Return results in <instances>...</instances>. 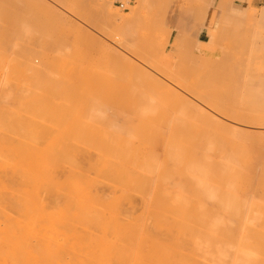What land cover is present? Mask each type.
<instances>
[{"label": "rangeland", "instance_id": "374dc122", "mask_svg": "<svg viewBox=\"0 0 264 264\" xmlns=\"http://www.w3.org/2000/svg\"><path fill=\"white\" fill-rule=\"evenodd\" d=\"M84 1L85 0H65V1L64 0H0V67H1L0 68V107L2 109L6 108L10 111H13L14 109V111L21 113L22 116L23 114L25 116L26 114H28L24 119H28V118L31 119L37 116V118L36 117L34 118V121H37V123L31 124L29 122V124L37 129V132H34L35 137L37 134L38 135L41 134L40 138L44 136L43 139L41 138V140L44 142H42L39 136L37 135L38 141L37 140L34 141L35 143L37 141L36 144H39L38 142L40 143L42 142L40 145L58 144L61 145L60 147H62V145L67 146L68 150H70L71 148L73 157L75 155L76 157L78 156L80 162H82L81 168L83 167L85 168L86 166L88 167L90 163L89 161L92 162L91 163L92 167L94 164L98 163L100 170L98 168L97 169L99 170L100 174L98 173V171L97 174L96 171H94L96 169L95 166L97 165L94 166V170L91 171V174L94 173L98 177L95 178L94 174H92L93 175L92 178L94 177V179L96 180L99 179L101 180V184H102V186L100 185L101 189H104L106 187L105 190H107V194H106L107 197L105 198V200H108L109 198L108 194L112 190L114 192L115 190L119 191L120 189L119 186L121 187V185H119L116 188L115 185H113L114 182H112L113 184L111 182H108L111 181L110 178L108 179V177L114 179L112 175L115 176V178L116 177L121 178L122 176L125 177L124 176L125 172L127 176H129L130 174L132 177V182H131L132 187L130 186L131 189L129 188L128 191H127L128 187L127 188L125 187L126 190L123 187H121V189L124 192L123 197L129 194L130 196H127L126 199L131 198L130 200L132 201L130 202L128 199L126 200L124 198L125 200L124 204L127 203L128 201L129 203H133L135 205L132 206L133 207L132 211L134 212V213L132 212L133 215L131 214L132 218H136L137 216L136 214L142 212L140 208L142 207L141 201H137V200H142L140 199L142 198L141 197L142 193L146 192L147 195L150 194V197L153 195L152 197L155 196L156 197L155 199H157L156 195L157 194L159 195V192H161V190H162L161 196H164L163 189L171 188L173 184L177 182V175L179 172L176 173V175L171 174L172 175L171 177V175L169 176L168 170L170 167L172 168L175 167L176 164H179L177 165L178 168H176V170L178 169L179 171L181 156L179 157L178 154L181 152L175 151V157H173L174 152L172 151L173 153H171L169 151L172 150L171 149L172 147L174 148L177 147L176 149H178V146L177 145L174 146V144H176L175 142L176 139L178 138L177 137L179 135L178 133H180L181 131L183 132L185 128L186 131L190 129L195 130V133H193V131L191 132L192 134H195V138L191 136V140H193V138L195 140V142H193L195 143L193 144L195 146L191 147V145H189L190 149L193 151L192 153H194L195 151V155L192 154L193 158L194 156H196L198 160L200 159L199 156H201L202 154H204L205 156L207 154L206 157H208L209 160L206 157H204V159L206 158L207 160L206 159L205 160L207 162L210 161V164L229 163L230 166L233 165V167H228V165H225V167L226 169L234 168L236 170L234 175H236V173L238 172L237 174L240 175V177L242 178L241 179L238 177L240 179L238 181H241L239 186L241 187L242 185L241 188L242 192H240L239 189L240 192L239 193L238 188L235 187V189L237 188V192L239 193L238 195L243 193L242 195H244L247 198L261 197L263 199L261 194H263L262 191H264V129L259 127L254 128L253 126L254 124L259 125V123L264 124L262 123L264 122V82H260L259 84H256L254 87H252L253 89L259 91L262 94V98L260 97V101H259L260 104L258 108L260 110V115L258 116V118L256 117L254 121H249L248 119H252L255 117L253 116L252 113L253 110H250L251 113L250 112L249 113L251 114L250 116L251 118L246 117L245 119V117L244 118L239 117L241 121L244 119L243 122L247 124L244 126L239 123H235L231 121L228 122V120H224L225 118H222V116H219L217 114L214 115L215 113H213V111H210L208 108L205 109L207 107V104L205 106L204 105L202 106L204 102H200V103L198 102L200 101L199 95L200 94L202 95V93L203 94L206 93L205 91L207 90L208 91L214 90L215 88L218 87L217 83L220 82V84H223L221 82L224 81L223 86L225 84L226 86L227 85L230 86L231 82L229 83V81L228 82L226 81L227 73L225 74V72L228 71L226 68H229L226 66H228V64L230 65L233 63L232 65L238 67L237 69H239V67L242 68V64L243 67L246 65L247 62L245 61L247 60L243 58L246 56L245 55L247 51L246 49L248 50L249 48L251 50L254 49L252 47L253 45L251 47L248 46L249 44L251 45V43L248 42L254 41L253 44H255L254 46L256 47L262 46V44L259 45L261 40L258 39H262L261 37L262 34L264 37V32H263L264 30H259L260 32L262 31V33L257 32L255 33L256 36L252 34L253 38L254 37L257 38L256 40H253L250 34L247 35L241 33V31L243 30L241 25H243V22L245 21H243L242 24L240 25L238 24L237 20H235V16L262 14L264 12L262 8L264 7H261L260 6L261 4L259 2H264V0H97V3L95 2L93 3L91 2V0L88 1L86 0L85 2ZM250 3L252 6H250ZM120 4L123 6L122 8H120L119 6ZM101 6H103V11L100 10L102 9L100 8ZM104 7L106 8L107 11H104L105 10ZM129 9L131 10L128 11ZM77 13L80 14L78 15ZM80 15H84V16H80ZM117 15L119 16L121 15V17L124 18L130 16L128 20L129 22L124 25L119 24ZM171 23H175V24L172 25ZM154 24L155 25L157 24L159 28L153 30L155 26L152 25ZM164 24L167 25L165 29L168 27V25H172V28L175 25V29L177 27L179 28L177 29L178 31L176 32L178 33L177 39L181 37L180 35L184 36L183 34L186 32V29L189 31L188 33H186L188 35L186 36L185 34V36L186 38L189 39V41L193 42V44L195 42L194 45L192 44L195 49V53L192 54L195 56V58L192 56V54H190V51L185 50V48L184 49L181 48L182 46H180V44L178 43L179 41L173 42V37L175 34L170 36L169 31L171 29L163 32L161 28L164 29L165 26ZM183 24L185 25V27L183 26ZM183 29L185 31L182 33ZM145 32H147V35L149 32L151 35L153 33L152 37H150L151 35L147 36ZM144 35L147 36L145 39H144L145 37ZM244 35L247 36V39ZM240 36H242L241 40H240ZM181 38H180V42L182 43ZM242 39H246L247 41ZM187 42L188 41H186V43ZM160 43L161 45L163 44L165 47L161 46ZM177 43L179 44L177 46H180V49L182 50H180L178 47L176 48L175 45ZM191 47L190 49L192 50L193 48ZM175 48L176 50H174ZM177 49L179 53L176 52ZM186 49L188 48L186 47ZM214 50L216 51L214 57L217 55V53L218 56L221 57L222 54L220 55V52L222 51L223 54L225 53L227 54V57L226 54L222 56L223 60L224 59L227 60L230 58L228 61H220L219 58H218L219 60H217V56L214 59L215 61L216 60L218 62L220 61L218 65L220 64L221 65L219 67L221 66L224 67V65H226L224 67L225 68L224 73H222L225 75H222L220 73L221 69L223 70V68L221 67L220 69H218L219 67H217V63H218L217 61H216L217 63L213 61L215 64L212 61H209V59L212 60L214 58L212 57L213 54H211V53H215ZM178 54L181 55L179 56ZM207 56H209L210 58L209 57L207 58ZM241 56H243L242 58L245 61L242 58L238 60L239 59L238 57ZM179 58H181L182 61ZM231 59L234 62H232ZM235 59L236 62L239 61V63L237 64L240 66H236L237 64L234 65ZM155 62L159 65H157ZM90 63L91 65H93V67L90 65ZM87 64L90 65L91 69L89 68V66L87 67ZM152 66L154 68H152ZM160 66L163 68H161ZM209 66L211 67L209 68ZM203 67H206L208 69L205 70ZM94 68H96V70ZM200 68H203L205 74H208V76H211V74L213 75L215 69H216L215 72H217L218 70L219 73L217 72V74L211 76L212 78L208 77L211 80L206 78L207 75L202 76L205 77L202 79L200 78L201 77L200 73L202 72L200 71L202 70ZM89 69L91 71H89ZM210 69L213 72H210ZM147 70L148 72L150 71L149 74H152V77L148 74ZM170 71L171 72L173 71L175 77L174 75L171 74ZM208 72L210 73V75ZM93 73H96L97 75H93ZM153 75H155L156 77ZM216 75L219 76L216 77ZM220 75L223 77L221 78ZM218 78L220 79L217 82ZM182 79L185 81L183 82ZM204 79L208 81H205ZM221 79H223V81H221ZM5 80L7 82H5ZM185 82L190 84L189 87L187 83L185 84ZM214 82L216 86L213 87L212 85L214 84ZM6 83L8 84V88H10V90L6 87L7 86ZM95 83L97 84L94 85ZM182 83L185 84L183 85V88L184 89L185 87L189 88V91L182 89ZM16 85L18 86V88L16 87ZM208 85L210 87H208ZM201 86L202 88L204 86V89H202ZM223 86L219 85L218 87L219 89L217 88L218 91L216 92V94L218 93L220 96L218 94L215 95V93L214 96H212V98L214 97L213 104L215 105V103L216 104L221 103L219 104V106L222 105V107L224 106L228 107L230 106L229 104L231 103L234 104L235 103L234 99H236L235 104H237V106L239 107L238 105V103L240 102V100H238L240 97L239 94L235 95L231 91H228L229 87L227 86L228 88L227 87L226 88L228 94L225 93L224 95H221L223 94V92L221 93L220 91L226 90V88H224L225 86L224 87ZM7 89L9 93L7 92ZM166 90L168 91L173 90L171 94L179 98V99L177 98L178 103L182 102L179 101L180 98L182 100H184L183 98H185V100H188L189 103L191 101L192 102L194 101L195 103L194 106L192 105V103L189 104L188 101L187 103H188V107L193 106L192 107L193 109L191 110L189 109V110L192 111V113L196 114V115L194 114L195 118L192 119L191 117H189V115H188L189 118L187 119L184 118L186 117L184 116V112L182 113V108H184L185 106L184 104H182L184 105L182 108L181 106H179L180 107L179 110L181 112L178 109H175L176 111L175 110L172 111L173 110L172 106L175 108L176 102L173 103L174 105L170 104L172 103L171 100L173 99V98L171 99L170 97L173 95H171ZM231 93L232 95H230ZM13 94H15L14 95L15 97H13ZM164 94H167V96H165ZM19 95L22 97H20ZM194 95H196L195 99H194ZM12 97L16 99H13ZM162 97L164 98V100ZM22 98L25 100H23ZM167 99L168 101H171L169 104H167L165 101ZM18 100L19 103H16L18 102ZM26 100H28L29 102ZM20 104L21 105L25 104V106L23 105L25 108ZM252 108H254V106H252ZM2 109H0V111ZM131 109L133 111V114H131L132 113ZM185 109L186 106L184 110ZM23 110L25 112L22 113L21 111ZM122 110L124 112H122ZM125 110H127V112H125ZM128 110L130 111V113L128 112ZM31 112L33 113L32 115ZM178 112H180L182 115L180 116ZM240 113L241 112L239 111V114ZM209 114L212 115L209 116ZM183 118L185 121L183 120ZM1 119H2V114L0 115V122ZM125 119L127 120V122ZM194 119H196L195 122ZM257 119L258 120L261 119L260 120L261 122L258 121ZM28 120H24V121L28 122ZM132 120H134V122ZM234 120H236V118H234ZM222 121L225 123H223ZM180 122H183L184 124ZM238 122H240V120ZM24 123L20 124L21 127L20 134L22 135H26L28 131L26 130L27 127L25 128L22 127L24 126ZM189 123H191V127L193 128L189 127L190 126ZM252 124L253 126H251ZM183 125L185 126V128ZM30 130L33 131L35 129H30ZM3 131H4L3 128L0 126V137L2 138V140L0 138L1 140L0 144L1 143L4 144L5 141H6L5 143H7L9 141L7 140V138L8 139L11 138L7 135L9 132L4 133ZM3 134H6L7 136L6 135L4 136ZM182 134L184 133H181V136L185 138V136ZM9 135H11V133H9ZM131 137L133 138L131 139ZM3 139L5 141H3ZM167 139L170 140V143L174 142L173 146L169 145ZM191 140H189V143ZM119 141L122 142L120 143ZM111 142L113 143V145ZM165 143L170 146V147L168 146V148L167 147L165 148L166 150L168 149L167 151L163 149V145L164 147L166 146ZM183 143L184 141H182L181 143L183 145L182 147H184ZM185 143L188 142L186 141ZM120 144H122V147L123 145L125 147L130 146L127 149H130L131 147L133 149H131L130 152L129 150L128 151L126 150L127 153H124L125 152L124 151L122 154L121 150H123V148L120 147L121 146ZM69 145L72 146L70 147ZM74 145L77 148L76 149L74 147L76 149L75 152L76 153L79 152L82 158L79 157L80 156L78 155L79 153L74 154L73 152ZM80 145H82V147ZM116 146L118 147V150L121 148L122 149L118 151L116 149L117 148ZM189 146L188 144L185 145V147H189ZM81 148L83 149V151L81 150ZM111 148L112 150L114 149L117 150L114 151V153L115 152L119 153L118 155L119 159L115 156L114 159L115 158L117 159L115 162L112 161L113 163L109 161L110 157H112V160H114L112 155L113 153L111 154L110 152ZM106 149L107 152L109 153L107 156L104 155L107 154V152L105 151ZM165 151L168 153H165ZM88 154L90 156H88ZM128 154L131 163H129L128 158H126ZM164 154L165 155L168 154L167 163L166 161L163 160V159L166 160V156ZM258 154L259 155L261 154L260 157L258 156ZM91 155L93 156L91 157ZM141 155H143L142 156L143 158L141 157ZM149 155L154 157V159L156 158L158 159V160L156 159L157 165H154L156 166V168L154 167L152 170L150 169L151 171L150 174L154 172L155 169L156 171L158 170L157 166L159 167L158 170L159 172L161 171L163 172L164 170H167L168 174L166 173L165 174L168 175L169 177L165 175L166 179H164L165 178L164 174L162 173L159 174V172L155 171V174L158 173L156 175L159 176L162 175L164 177V178L161 176L159 177L160 179L163 178V180L162 179L161 180L163 182L165 181L164 183H161V180L160 182L157 181L159 180V178L156 179L157 176L156 175H155L156 177L153 176L154 175L153 173H152L153 175L147 177L146 173L149 174V172H145V169L141 166V164L142 165L145 164V166L147 164L146 166L147 168L153 167L152 164H155V162L153 163L154 159L150 158ZM94 156L95 159H93ZM120 156L121 157L125 156V157L123 159ZM76 157L73 159V161L75 159L76 161L78 160V158ZM86 157H91L93 160L91 158L90 159L88 158V160H86L87 159ZM175 158H179V159L173 160ZM120 159L123 160V162L124 160L127 161L126 164L125 165L124 163L121 164V162L117 163V161H119ZM133 159L136 161L139 160L138 163L136 161L135 163ZM146 159H149L150 161L148 160L146 162L145 161ZM204 159H200L199 161L201 160L204 161ZM84 160L89 162V163L87 162L88 165L85 163L86 161ZM105 160H107L108 162L107 161L105 162ZM197 160L195 159L196 162H194L196 166L199 162V161L197 162ZM163 161L165 162L167 168L164 166ZM169 161L170 162L175 161L179 163L173 162L175 166H172L173 163L170 164ZM160 162L162 163L161 165H163L165 169L164 168H162L163 170L160 169V164H159ZM110 163H112L111 165H113V167L110 165ZM127 163L131 164L130 165L131 168L130 166L128 167ZM199 163H200L199 165L202 166L198 165L196 167L197 169L201 167V170L202 169L208 170L209 165L206 166L208 168H205V166H203L204 163L203 164L201 162ZM103 164L104 165L108 164L107 166L111 168H108ZM118 164L122 166V169H125L124 170L125 172H122L120 170L124 175L123 174L116 175L118 173H121L118 170L119 168L121 169V167H118ZM137 164H139V166ZM91 165L89 166L91 167ZM215 166L219 168L218 170L219 173L217 169H215L216 168ZM87 167L85 168L86 170ZM90 167H88V169H90ZM213 167H214L213 170L214 171L216 170L215 177L216 174L223 175V177L230 176L231 174L229 169H227L228 170L227 173L230 174L228 175L226 174V170H224L225 167L222 168L216 164H214ZM147 168L146 171L149 170ZM234 169H231V172L234 171ZM209 170L211 169L209 168ZM88 171L89 170H87V172ZM108 171L111 172L110 175H108L109 174ZM114 171H116L117 173H115ZM87 172L86 174L88 175V173L90 172L88 173ZM141 173L143 174L141 175ZM213 174L211 176H213ZM144 175H146V178H149L148 182H151V180L153 181V179H155L156 182L157 183L159 182L160 184L158 186L163 188L161 190L160 187L157 188L156 186L157 184L155 182L156 190L159 189L160 191L157 190L156 192L158 193H156L154 191L155 188H153L154 189L153 191L155 192V194H153V191L151 190L152 187L155 186L152 185L153 184L152 182L149 184L147 180L144 183L143 182L145 180ZM138 177L142 178L143 181L141 180L142 182H140L139 181L140 179L139 180L136 179V181L133 182V179ZM223 177L221 180H223ZM114 180L117 181V183L121 182L120 179H119L120 181L118 179H114ZM99 181H97L98 184ZM137 181H139L142 184L139 185V182L137 183ZM209 181L210 183H212L213 180H209ZM224 182H226L225 179ZM123 183H124L123 185L125 186V181ZM136 183L140 187L135 186L137 185ZM146 183L149 184V188L151 187L150 188L151 192L146 191V189L148 188V185ZM229 183H228V187H230ZM162 184H164V186ZM111 185H113V188ZM141 185L144 187H142ZM166 185L168 187H166ZM126 186H128V183ZM214 186L215 189L212 190V188H214L212 186V188L210 187L211 190L212 191L216 190V194L220 196L221 194L220 191H222V189H224L225 187L223 188L221 186L222 187L221 189L218 187L219 188L218 191L220 192L219 194L217 193L216 185ZM233 187L231 185V189ZM136 188L138 189V192H135ZM113 191L112 193L115 194ZM101 192L98 191L99 195L102 196ZM112 193L111 195H109L110 197H112ZM148 196L145 195L144 198L146 197L148 198ZM159 197L160 196H158V199ZM135 198L137 200H135ZM124 204L122 205L124 206ZM137 208H139L140 210ZM134 209L137 212H135ZM125 210H128V208ZM133 223L135 222L133 221Z\"/></svg>", "mask_w": 264, "mask_h": 264}, {"label": "bare ground", "instance_id": "6f19581e", "mask_svg": "<svg viewBox=\"0 0 264 264\" xmlns=\"http://www.w3.org/2000/svg\"><path fill=\"white\" fill-rule=\"evenodd\" d=\"M91 2L97 3V0H91ZM72 5H74V4H72ZM78 7H80V6H78ZM100 8H102L100 10L103 11V6H101ZM104 9H105L104 11H107L105 7H104ZM130 10L131 9H129L128 11H130ZM102 11H101V13H102ZM108 11H110V10H108ZM106 13H108V12H106ZM80 16H84V15H80ZM126 16H128V15H126ZM129 17L124 18V17H121V15L120 16L117 15L118 23L121 25L128 23ZM235 20H237L238 24H240V25L242 24L243 21H245V22H243V25H241V27L243 28V30H242L243 32L241 31V33H243V34H247V35L250 34L251 36H252V34H254L256 36L255 33L260 32L259 30H264V12L260 15H248V16L238 15V16H235ZM182 23H183V21H182ZM171 24L173 25L175 23H171ZM172 25H168L169 29L167 27L166 28L167 30L165 29V27L167 25L164 26L165 30L163 28H161V29L163 30V32L171 29L169 31L170 36L175 34L173 37V42L179 41L178 43L180 44V46H182L181 47L182 49L185 48V50L190 51V54H192V53L194 54L195 49H194L193 45L195 44V42L193 44V42L189 41V39L186 38V36L188 35L186 33H188L189 31L186 29V32L183 34L184 36L186 34V36L184 37V36L180 35L182 38L179 37V39H177L178 33H176V32L178 31L177 29H179V28L177 27L175 29V25L172 28ZM152 26L156 27V28L154 27L153 30L159 28V26L157 24L156 25L154 24ZM170 26H171V28H170ZM183 26L185 27L184 24H183ZM242 28H240V29H242ZM184 31L185 30L183 29L182 33ZM145 33L147 35V32H145ZM260 33H262V31ZM164 34H166V33H164ZM176 34H177V36H176ZM238 34H240V33H238ZM146 35H144L145 36L144 39L148 35H151V34L149 32L148 35L147 36ZM152 35H153V33H152ZM152 35L150 37H152ZM259 35H258V38H259ZM241 37L242 36H240V40H241ZM245 37L247 39V36H245ZM261 37H262V39H258V40L262 41V42L260 41V44H259V45L262 44V46L256 47V46H254L255 44H253L254 41L248 42V43H251V45L250 44L249 45L247 44V45L250 47L253 45L252 47L254 49H252V50L250 48H249V50L246 49L250 53L246 51L245 57H243V56L238 57L239 58L238 60H240V58H242V57L245 58V60H247V61H245L242 58L245 62H247L244 67L242 64V68L239 67V69H237L238 67L233 66L232 65L233 63L230 65L228 64V66L223 64L224 67L225 66L229 67V68H226L228 71L226 70L227 72H225V74L227 73L226 74L227 75L226 81L227 82L229 81V83L231 82L230 86L227 85L229 87L228 91H231L235 95L239 94V96H240L238 99V100H240V102H239L240 104L238 103L239 107L237 106V104H235L236 99H234L235 103L229 104L230 106H228V107H225V106L222 107V105L219 106V104H221V103H218V100H217L218 104L215 103L216 106L213 104L214 103V101H213L214 97L212 98V96H214V93H215V95H217L218 93L216 94V92L219 89L218 88L219 85L223 86V84H224L223 79H221V81H223L221 83H223V84H220V82L217 83L220 78H218V80L216 82L218 84L217 85L218 89L215 88L214 90H209V91L207 90V91H205L206 93H204V94L202 93V95L200 94L199 95L200 101L198 103L204 102V104L201 103L202 106L203 105L205 106L207 104V107L205 109L208 108L210 111H213V113H215L214 115L217 114L219 116H222V118H225L224 120H228V122L231 121V122L239 123L243 126L247 125V124H245L243 122L244 119L241 121V119H239V117L240 118L245 117V119H246V117L249 118L251 116L250 110H253L252 113H253V116H255V117L252 118L253 120L252 119H248V120L254 121L256 119V117L258 118V116L260 115V110L258 109L259 104H260L259 101H260V97L262 98V94L259 91L253 89L252 87H254L256 84H259L260 82H264V65H263L264 64V40H263L264 37H263V34ZM180 38H181L182 43L180 42ZM252 38H253V36H252ZM252 38H251V41H252ZM254 38H253V40L257 39V38H255V39ZM126 39H127V37H126ZM246 39H242V40H246ZM186 41H188V42L186 43ZM178 43L175 46H176V48L178 47L180 49V46H177V45H179ZM181 44H183V45H181ZM160 45H161V43H160ZM172 45H173V43H172ZM161 46H164V45L162 44ZM175 46H173V47H175ZM189 46L190 47L193 46V47H191L193 49L191 50ZM186 47L188 49H186ZM176 48L174 50H176ZM182 49H180V50H182ZM176 52H178V49ZM214 52L215 53H211V54H213L212 57H214V55L216 54L215 50H214ZM244 52H245V49H244ZM193 54H192V56L195 58V56ZM211 54H210V56H211ZM221 54L223 56L226 53L223 54L221 51L220 55ZM247 54H248V56H247ZM216 56H217V60L220 59V61H228L230 59V58L229 59L226 58L227 54L225 57L227 60H225V59L223 60L222 59L223 57L218 56V53ZM208 57L209 56H207V58ZM215 57L212 60L209 59V61L216 62L217 60L216 61L214 60ZM232 58H234V57H232ZM179 59H181V58H179ZM236 59H235L234 65L239 63V61L236 62ZM161 61H163V60H161ZM181 61H182V59H181ZM219 62L217 63V67H219L221 65V64L218 65ZM232 62H234V61L232 60ZM241 63H242V60H241ZM90 65H91V63H90ZM90 65L87 64V67L89 66V68H90ZM157 65H159V64H157ZM209 65H211V64H209ZM91 66L93 67V65H91ZM236 66H240V65L237 64ZM210 67L211 66H209V68ZM221 67H219L218 69H220ZM224 67H222L223 70L221 69L222 72L219 70L221 74L224 73V70H225ZM96 68H94V69L96 70ZM152 68H154V67L152 66ZM161 68H163V67H161ZM166 68H169V67H166ZM203 68L205 70L208 69L206 67H203ZM203 68H200V69H202V70H200V71H202L200 73L201 74L200 78H202V79L205 78V77H202L205 75H207L206 78H208V77L212 78L211 76L217 74V72H218V70H217V72H215L216 69L214 72L211 71V69L213 68L212 67L210 69V72H213L214 74L213 75L211 74V76H208V74H205V71L203 70ZM90 69H89V71H91ZM172 69H174V68H172ZM182 71H184V70H182ZM203 71H204V73H203ZM147 72H148V70H147ZM176 72H178V71H176ZM149 73H150V71L148 72V74ZM206 73H207V71H206ZM167 74H168V72H167ZM171 74L174 75V77H175V74L173 73V71L171 72ZM181 74H182V72H181ZM225 74H222V75H225ZM93 75H97V74L93 73ZM149 75L152 77V74H149ZM209 75H210V73H209ZM153 76H155V75H153ZM217 76H219V75H216V77ZM220 77L222 78L223 76L220 75ZM178 78H179V76H178ZM3 79H5V78H3ZM148 79H150V78H148ZM94 80H96V79H94ZM209 80H211V79H209ZM175 81H176V79H175ZM184 81L185 80H183V82ZM205 81H208V80H205ZM5 82H7V81L5 80ZM173 82H174V80H173ZM186 83L187 82H185V84ZM96 84L97 83H95L94 85H96ZM164 84H166V83H164ZM185 84L182 83V89H184L183 85H185ZM214 84H215V82H214ZM214 84L212 85L213 87L216 86V84L215 85ZM17 85H16V87L18 88ZM187 85L189 87L190 84L187 83ZM224 86H223L224 88L227 87L226 84ZM6 87L8 88V84ZM208 87H210V86L208 85ZM201 88H202V86H201ZM227 88H226V90L224 89L225 91H220L221 93L223 92V94H221V95H224L225 93L228 92ZM8 89L10 90V88H8ZM8 89H7V92H8ZM202 89H204V86ZM220 89H222V88H220ZM19 90H18V92H19ZM184 90L189 91V88L185 87ZM23 91H25V90H23ZM166 91L171 94L173 90L172 91L166 90ZM202 91H204V90H202ZM238 91H239V93H238ZM232 93L230 95H232ZM14 95L15 94H13V97H15ZM16 95H18V94H16ZM164 95L167 96V94H164ZM171 95H173V94H171ZM195 96L196 95H194V99H195ZM219 96H218V98H219ZM20 97H22V96H20ZM170 98L176 99V100L174 99V101H173V99L172 100L170 99L172 101V103H170L171 101H168L169 98L167 100H165L167 104L170 103L172 105H174L173 103L176 102L175 108L172 106V109H173L172 111H174L175 109L179 110L180 109L179 106H181V108H182L185 105L186 109L184 110L185 106H184V108H182V113L184 112V116H186L184 118H186V119L189 117H191L192 119L195 118L196 114L192 113V111H190L191 109H193L192 107L195 105L194 101L193 102L191 101L189 103V101L185 100V98H183L184 100H182L180 98L179 101H182V102L178 103L177 102V100L179 99L178 97H175L173 95ZM13 99H16V98H13ZM17 99H18V97H17ZM23 100H25V99H23ZM28 100H30V99H28ZM28 100H26V101H28ZM163 100H164V98H163ZM183 101H184V103H183ZM187 101L189 104L192 103L193 106L188 107ZM150 102H153V101H150ZM16 103H19V100ZM4 104H5V102H4ZM182 104H184V105H182ZM13 105H15V104H13ZM23 105L25 106V104H23ZM23 105H21V106H23ZM30 105H31V103H30ZM151 105H152V103H151ZM21 106H20V108H21ZM148 106H150V105H148ZM165 106H167V105H165ZM252 106H254V108H252ZM59 107H61V106H59ZM24 108H22V109H24ZM0 109H2V108L0 107ZM186 110L188 111V114H187ZM1 111H2V113H1ZM1 111H0V115L2 114V119L0 122V126L3 128L4 133H6V132L11 133V135H9V133L7 135L9 137H11L13 140L11 138L10 139L7 138V140H9V141L7 143H5L6 141L3 139V141H5L4 144H2V143L0 144V264H264V200H263L264 199V195H263L264 191H262L263 194H261V196L263 197V199L260 197L261 200L259 197L258 198L257 197L256 198H253V197L247 198L244 195H242L243 193L238 195L240 192H242L241 191L242 185H241V187L239 186L241 181H238V180H240L239 178H241V177H240V175L237 174L238 172L236 173L237 176L234 175L236 172V170L234 168H231V169H234V171H232L234 173H232L231 169H229V168H227V169L230 170L231 174L227 173L228 170L225 167V165H228V167H233V165L230 166L229 163H226V164L214 163V164L218 165L219 167H222V168L225 167L224 170H226V174L227 175L230 174V176H227V177L224 176L225 178L223 177V175H220V174H216V177H215V171L216 170L215 171L213 170L214 164L213 163L210 164V161H208V162L206 161L208 159V157H206L207 154L205 156H204V154L199 156L200 159H204V157H206L207 159L205 158L206 160L204 159V161H202V160L199 161L200 159L197 160L196 156H194V158H193L192 156L195 155V151H194V153H192L193 151L190 149L189 145H191V147L195 146V145H193V144H195V143H193V142H195V140H194L195 134L191 133L192 131H193V133H195V130L190 129V130L186 131V128L183 125L185 128L184 129L185 132H184V130H183V132L180 130L181 132L179 131L180 132V133H178L179 135L177 134L178 135L177 137L179 139L175 138L176 144H174V146L177 145L178 149H176L177 147L176 148L172 147L171 148L172 150L170 149L171 151H169V152H171V153L174 152L173 157H175V151L182 153V154L176 153L179 155V157L181 156L179 171H178V169L176 170V168H178L177 165H179V164H176V166L174 165V163H179V162H175V161L170 162L169 161L170 164L174 162L172 164V166H175V167H172V168L170 167L172 170L169 168L168 172H169V176L171 174L176 175V173H178V172L179 173L177 175V182L175 181L176 183H174L171 188H164L163 189L164 196H161L162 195L161 189L163 187L161 188L160 186H158V185H160L159 184L160 180L161 179L163 180L164 177L162 175H160L161 177H163L160 179L159 178L160 176L156 175L158 173L155 174L156 169L154 172H152L154 175L152 173L150 174V172H151L150 169L152 170L154 167L156 168V166H154V165H157L156 163H157L158 159L156 158L157 159L156 160V159H154V157L150 156L151 154L149 155L150 158L154 159V161L153 160H151V161H153V163L155 162V164H152L153 167H151V168H149V167L147 168L146 167L147 164L145 166V164L142 165L141 163H139L145 169V172H149V174L146 173L147 177H150V175H153V176L156 175L157 176L156 179L159 178V180H157L159 182L157 183L156 180L152 178L153 177L152 176L151 178L153 179V181L151 180V182L153 183L152 184L153 186H155L157 184L156 186H157V188L160 187L161 192H159V195L158 194L156 195L157 199H155L156 198L155 196L152 197L153 195L150 197V194H148L149 195L148 196L145 191L144 192L146 194L145 193L141 194L142 198H140V199H142V200H137L135 198V200L141 201L142 207H140V206H138V207L141 208L142 212H139V214L137 213L136 218H132V216H131V214L133 212L132 206L134 204L129 203L128 201H127V203L124 204V201H125L124 198L126 199V197L130 196V195L128 194V195L123 197L124 192L121 189V187H123L126 190V188L128 187L127 191L129 190L130 186L132 185L131 184L132 177L130 174H129V176L126 175V172L124 171L125 169H122V166H120L118 164V167H121V169L119 168L118 170L125 172V175L121 171H120L121 173H118L116 175L123 174L125 177H123L121 175L123 178L122 177L121 178H117V177L115 178V176L112 175V177H114V179H118V180L120 179L121 182L117 183V181H115L111 177H108V179L110 178V180H111L108 182H111V183L114 182V184L113 183L112 184L115 185L116 188L119 185H121V187L119 186V188H120L119 191L115 190V192H114L112 190L115 194H113L112 191L109 190V191H111L110 193L108 191V193H109L108 197L109 198H108V200H105V198L107 197V195H106L107 190H105L106 187L104 189H101V186H102L101 180L99 179L100 180L99 181V180L94 179V177L98 178L97 175H95L94 173H92V174H94V177L92 178L93 175L91 174V171L94 170L95 165H97V166H95L96 169L94 171H96V174H97V171L99 173V170H100L99 166H98L99 164L98 163L94 164L95 163L94 162L93 163L94 165L92 167V165H91L92 162L89 161L90 162L89 163L88 161H86V160H88V158L90 159L93 155H91V157H86L87 159L84 160V161H86L85 162L86 164L88 162L89 165H91V167H90L87 164L88 167H90V169H88V167L86 166L87 170H89L88 172H90V173H88L87 170L85 169L86 167L85 168L83 167L85 170L83 168H81L82 162H80L78 156L76 157V155H75L73 157V153H72L71 148H70V150H71L70 151V150H68L67 146H63V145H62V147H60L61 145H58V144H56V145L55 144L40 145L42 142H44L41 140V138L43 139L44 136H42L40 138L41 134L40 135L37 134V135L39 136V138L42 142L41 143L38 142L39 144H36L38 141L37 140L38 138H37V135L35 137L34 132H37V129L34 128L33 126H31L29 124V122L31 124L37 123V121H34V118L35 117L37 118V116H35L34 118H31V119L28 118L30 120L29 121L28 119H24L28 114H26V116L23 114V116H22L21 113L14 111V109H13V111H10L6 108H3ZM131 111H132V109H131ZM194 111H196V110H194ZM239 111L241 112L240 114H239ZM21 112L23 113L25 111L23 110ZM122 112H124V111L122 110ZM125 112H127V110H125ZM128 112L130 113L129 110H128ZM180 112H178V114H180V116H181L182 114ZM32 114L33 113L31 112V115ZM121 114H123V113H121ZM131 114H133V111ZM188 115H189V117H188ZM211 115L209 114V116H211ZM237 116H238V118H237ZM184 118H183V120H184ZM234 118H236V120H238V121L240 120V122L234 120ZM23 119L28 120V122L27 121L25 122ZM195 120L196 119H194V122H195ZM260 120L261 119H259L258 121H260ZM132 121L134 122V120H132ZM126 122H127V120H126ZM22 123H24V126L21 125L22 127H24V128L27 127L26 130H28V131H27L26 135L20 134V129H21L20 124H22ZM122 123H124V122H122ZM180 123H183V122H180ZM223 123H225V122H223ZM262 123H264V122H262ZM189 124H190L189 127H191V123H189ZM27 125H29V126H27ZM230 125H232V124H230ZM256 125L257 124H254V126H253V124H252L251 126H253L254 128L259 127V128L264 129V124L259 123V125H257V126ZM191 128H193V127H191ZM30 129H35V130L32 131ZM181 133H184L182 135H184L185 138L186 139L188 138V139L186 140L185 138H183L181 136ZM23 134H25V133H23ZM187 134L188 135L191 134V135L188 136ZM3 135L5 136L6 134H3ZM191 136L194 137L193 140H191ZM132 138L133 137H131V139ZM101 139H104V138H101ZM1 140H2V138H1ZM11 140H12V142H11ZM35 140H37L36 143L34 142ZM189 140H191L190 143H189ZM105 141H107V140H105ZM182 141H184V143H183L184 147H182L183 146L181 144ZM186 141L188 143H185ZM167 142L169 143V145L173 146L174 142L170 143L169 139H167ZM179 142H181V143H179ZM130 143H131V141H130ZM161 144H162V141H161ZM187 144L189 147H185V145H187ZM112 145H113V143H112ZM120 145H121L120 147H122V144H120ZM125 145H126V143H125ZM165 145H166L165 147L163 145L164 150H166L165 148L166 147L168 148V146H169L166 143H165ZM69 146L71 147L72 145H69ZM80 146L82 147V145H80ZM118 146H119V144H118ZM74 147L76 148L75 145L73 146V148ZM110 147H111V145H110ZM129 147L128 146L125 147L123 145V147H122L123 150H121L122 148L118 150V147L116 149L118 151L121 150V153L123 154L124 151H125L124 153H127L126 150L127 151L129 150V152H130V150L133 149L132 147L130 149H127ZM75 148L73 150L74 154L76 153L75 151L77 149V148L76 149ZM112 148H111V150H112ZM146 148H148V147H146ZM185 148H186V150H185ZM174 149H176V150H174ZM81 150L83 151L82 148H81ZM111 150H110V152H111V154L113 153L112 154L113 159L115 156L119 159V156H118L119 153H116V152H115L116 154L114 153V151H117V150L114 149V150H112L113 152ZM184 150L186 151V154H185ZM105 151L107 152V149ZM140 151H141V149H140ZM156 151H157V149H156ZM166 151H165V153H168ZM106 152H104V153H106ZM189 152H190V154H189ZM78 153L79 152H77L76 154H78ZM121 153H120V155H121ZM163 153H164V151H163ZM89 154H88V156H90ZM108 154L109 153L107 152V154H104V155L107 156ZM157 154H158V152H157ZM78 155H80V153ZM167 155L168 154L165 155L166 160L163 159L164 161H166V163H167ZM260 155L258 154L259 157H260ZM71 156H72V158H71ZM95 156L93 159H95ZM142 156L143 155H141V157ZM75 157L78 158L79 161L78 160L76 161V159L73 161V159ZM79 157H81V155ZM124 157H121V158L124 159ZM130 157H131V155H130ZM117 158L112 160V157H110L109 161L115 162ZM126 158H128L129 163H131L130 158H129V154L127 155ZM177 159H179V158H175L173 160H177ZM195 159L197 160V162L199 161L202 164L204 163L203 166H205V168H208L206 166L209 165V168L212 171L209 170V168H208V170L207 169L201 170V167L198 168L199 169L198 170L196 167L200 163L198 162V164L196 166L194 164V162H196ZM148 160L149 159H146L145 161L147 162ZM169 160H171V159H169ZM106 161L107 160H105V162ZM133 161L135 162L136 160L133 159ZM138 161L139 160H137L136 162L138 163ZM140 161H141V159H140ZM164 161H163V164L166 167ZM119 162H121V164L124 163V165H125L127 161L124 160V162H123V160L120 159L119 161H117V163H119ZM161 162L159 163L160 169L163 170L162 168H164V167H163V165H161L162 164ZM169 162H168V164H169ZM112 163H110V165ZM139 164H137V165L139 166ZM83 165H85V164H83ZM107 165H104V166L108 167ZM130 165L131 164H128V167ZM111 166L113 167V165H111ZM132 166H133V163H132ZM199 166H202V165H199ZM126 167H127V165H126ZM215 167H216L215 169H217V171H218L219 168L217 166H215ZM108 168H111V167H108ZM130 168H131V166H130ZM146 168L149 170L146 171ZM157 168L159 170L158 166H157ZM130 170H133V169H130ZM158 170L156 172H159ZM136 171H137V169H136ZM86 172L88 173V175L86 174ZM114 172L117 173L116 171H114ZM163 172L161 171V172H159V174L162 173V174H164V176L166 174H168L167 170H164ZM211 172H212V174L214 173L213 174L214 177L211 176L212 175ZM108 173H109L108 175H110L111 172L108 171ZM115 173H114V175H115ZM143 173H144V171H143ZM143 173H141V175ZM218 173H219V171H218ZM89 174H90V176H89ZM146 175H144V177H145L144 181L142 180V178L138 177V178L133 179V182H135L136 179L137 180L140 179L139 180L140 182L143 181L145 183L146 180L148 182L149 178H146ZM166 176H168V175H166ZM166 176L164 179H166ZM221 176L223 177V180H221L222 179ZM171 177H172V175H171ZM123 179L125 181V186L123 185L124 184ZM224 179L226 180V182H224ZM162 180H161V183H164L165 181L163 182ZM209 180H213L212 183H210ZM219 180H221V181H219ZM97 181H99V184ZM139 181H137V183ZM229 181L231 184L229 183ZM236 181L239 183H237ZM140 182H139V185L142 184ZM151 182H148V183L150 184ZM155 182H156V184H155ZM172 182H174V181H172ZM248 182H249V180H248ZM127 183H128V186H126ZM228 183H229L230 187H228ZM149 184H147L148 188L146 189V191H150L151 187L149 188ZM213 184L216 185V187H217L216 188L217 193L220 194V192H221L220 196L218 194H216V190L212 191L215 189V186ZM113 185H111L112 188H113ZM133 185H135V184H133ZM139 185L137 184L135 186L140 187ZM162 185L164 186V184H162ZM231 185H232V187L234 186L232 189H231ZM156 186L152 187L151 191L154 190L153 188H155V190H154L155 192L157 190H159V189L156 190ZM212 186L214 188H212ZM221 186L223 188L225 187L224 189H222V191L224 193L222 191H220V192L218 191L219 188L220 189L222 188ZM142 187H144V186H142ZM166 187H168V186L166 185ZM210 187L212 188V190ZM235 187L238 188V192L240 189L239 193L237 192V188L235 189ZM135 190H136L135 192H138L137 188ZM98 191L99 192L103 191V192H101L102 196L99 195ZM140 191H141V188H140ZM154 191H153V194H155ZM111 193H112V197L109 196V195H111ZM156 193H158V192H156ZM144 194L146 196H148V198L147 197L144 198L145 197ZM158 196H160L159 199H158ZM160 198H161V200H160ZM130 199H128V200L130 202H132ZM209 201H210V203H209ZM138 203H140V202H138ZM122 204H124V206ZM122 207L125 209L128 208V210H125ZM135 209H134V211H135ZM137 209H139V208H137ZM130 210H131V212H130ZM135 212H137V211H135ZM133 221L135 223H133Z\"/></svg>", "mask_w": 264, "mask_h": 264}, {"label": "crops", "instance_id": "0c3cea01", "mask_svg": "<svg viewBox=\"0 0 264 264\" xmlns=\"http://www.w3.org/2000/svg\"><path fill=\"white\" fill-rule=\"evenodd\" d=\"M255 2H256V1H255ZM259 3L261 4V5H260L261 7H264V2H259ZM250 6H252L251 3H250ZM262 9H264V8H262Z\"/></svg>", "mask_w": 264, "mask_h": 264}, {"label": "built area", "instance_id": "2783aa9c", "mask_svg": "<svg viewBox=\"0 0 264 264\" xmlns=\"http://www.w3.org/2000/svg\"><path fill=\"white\" fill-rule=\"evenodd\" d=\"M119 6H120V8H122V7H123L121 4H120Z\"/></svg>", "mask_w": 264, "mask_h": 264}]
</instances>
